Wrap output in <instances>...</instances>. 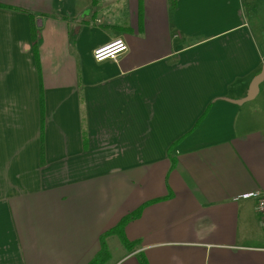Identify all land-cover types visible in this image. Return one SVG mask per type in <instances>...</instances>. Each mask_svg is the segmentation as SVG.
<instances>
[{"label":"crops","instance_id":"crops-1","mask_svg":"<svg viewBox=\"0 0 264 264\" xmlns=\"http://www.w3.org/2000/svg\"><path fill=\"white\" fill-rule=\"evenodd\" d=\"M0 4L34 15L39 52L29 14L0 7V264H89L102 236L104 264H264L243 198L264 193V79L242 101L264 74V0H100L95 21L92 0ZM116 39L129 50L96 61ZM157 199L125 228L134 251L106 235Z\"/></svg>","mask_w":264,"mask_h":264},{"label":"trees","instance_id":"trees-1","mask_svg":"<svg viewBox=\"0 0 264 264\" xmlns=\"http://www.w3.org/2000/svg\"><path fill=\"white\" fill-rule=\"evenodd\" d=\"M169 1V5L171 10H174L177 6V0H168ZM100 0H92V6H94V8H97L99 5ZM0 7L3 8H8V9H14L17 11H22L25 13L29 14V19H30V32H31V38L33 41V48H34V54L36 57V60L39 64V52H38V44H37V22L34 18V15L21 7H14V6H7V5H3L0 4ZM143 6L142 3L140 2V19L142 17V11H143ZM43 99L41 100V133L43 135V130H44V104H43ZM209 111V108L205 111L204 115L198 120V122L196 123L195 128L198 127V125L201 123V121L205 118V116L207 115ZM177 145V142H174L168 149V156L171 162V169H173L176 166L177 163V156L174 152L175 147ZM42 156H43V148H42ZM157 200H152L149 202H146L145 204H143L142 206L138 207L137 209H135L134 211L126 214L124 217H122V219L110 230H108L106 232V235H110V234H115L119 237V239L121 240V242L123 243V245L128 249V251H134V245L135 243L130 242L125 234V228L128 225L129 222H131L132 220L136 219L142 212L143 208L153 202H156ZM100 251L98 253V255L92 260L90 261L89 264H104L110 257L109 254V250H108V246L105 242V236H102L101 238V246H100ZM139 260H140V264H149L148 261L145 259L144 255L141 254L139 256Z\"/></svg>","mask_w":264,"mask_h":264},{"label":"built area","instance_id":"built-area-1","mask_svg":"<svg viewBox=\"0 0 264 264\" xmlns=\"http://www.w3.org/2000/svg\"><path fill=\"white\" fill-rule=\"evenodd\" d=\"M117 42L122 43V45L124 46V48H123V50L117 51L115 53V59L117 58V56L119 54L125 53L126 51L129 50V46H128L127 42L124 39H116V40H114L113 42H111L109 44H105L103 46H100V47L96 48L94 50V52H93L94 59L96 61H98V62L103 61V60L108 59V58L114 59L111 55H106L104 59L98 60L97 59V52H98V50H106V49L115 50V48L118 47V43ZM243 198H253V199H256L258 211H259V213H260V215L262 217V220L264 221V193L259 192V191L250 192L248 194H244L243 195Z\"/></svg>","mask_w":264,"mask_h":264},{"label":"rangeland","instance_id":"rangeland-1","mask_svg":"<svg viewBox=\"0 0 264 264\" xmlns=\"http://www.w3.org/2000/svg\"><path fill=\"white\" fill-rule=\"evenodd\" d=\"M99 4H100V2H99ZM99 6V5H98ZM98 8V7H97ZM97 8H94V6H92V8L90 9V13H89V16H91L92 18H94L93 16H97L96 15V9ZM118 8V7H117ZM111 11V10H110ZM249 18L248 19H252L251 21L254 23V22H256V21H258L259 19H253L252 18V16H248ZM95 19H96V17L93 19L94 21H95ZM118 19H119V22L118 23H120V25H122V26H124V27H128V26H130L131 25V23H132V17H131V15L128 13H126L125 15H123V16H118ZM262 20H264V16H262V18H261ZM262 24H264V22L262 23ZM38 25V24H37ZM106 27L102 24V23H99V25L97 26V28L95 29V30H92L91 29V31L87 34V35H90L91 36V38H94V37H96V38H98V37H100V35H102V31H104V29H105ZM254 31L257 33V31H259V29H258V23H257V27H255L254 26ZM259 38V37H258ZM114 40H112V41H110V42H108L107 44H109V43H111V42H113Z\"/></svg>","mask_w":264,"mask_h":264},{"label":"water","instance_id":"water-1","mask_svg":"<svg viewBox=\"0 0 264 264\" xmlns=\"http://www.w3.org/2000/svg\"><path fill=\"white\" fill-rule=\"evenodd\" d=\"M263 79L264 74H260L253 80L248 96L242 101H248L255 96V94L258 92L259 84L262 82Z\"/></svg>","mask_w":264,"mask_h":264},{"label":"clouds","instance_id":"clouds-1","mask_svg":"<svg viewBox=\"0 0 264 264\" xmlns=\"http://www.w3.org/2000/svg\"><path fill=\"white\" fill-rule=\"evenodd\" d=\"M118 43V47L115 48V50H111V49H106V50H98L97 52V59L98 60H102L105 58L106 55H111L114 59H115V53L117 51H121L123 50L124 46L122 45V43L117 42Z\"/></svg>","mask_w":264,"mask_h":264}]
</instances>
